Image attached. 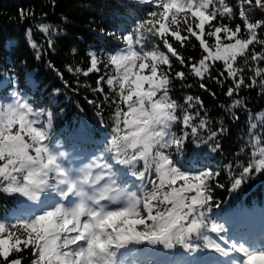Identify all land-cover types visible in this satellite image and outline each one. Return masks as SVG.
<instances>
[{
    "label": "snow or ice",
    "instance_id": "snow-or-ice-1",
    "mask_svg": "<svg viewBox=\"0 0 264 264\" xmlns=\"http://www.w3.org/2000/svg\"><path fill=\"white\" fill-rule=\"evenodd\" d=\"M119 2L128 9L127 17L122 23L110 25L113 31L108 32L107 36L113 38L116 45L122 40L125 46L117 47L109 42L105 47L115 49L112 54L104 51L103 47L100 49L105 69L111 65L117 73L115 76L107 75L106 79L98 78L96 87L90 88L93 94L103 96L102 102L85 97L87 103L96 109L95 127L103 131L106 124L101 103L108 102L109 93L101 90V84L107 85L109 92L116 94L112 100L115 106L111 117L112 130L105 136V140L107 136L111 137L110 142L99 147L92 134V125L87 122H81L75 128L64 126L59 130L66 141L72 142L73 151L79 153L77 158L92 157V163L86 167L74 168L70 162L66 166L62 158L67 153L53 147L54 111L33 106L28 96L27 79L22 80L12 67H9L7 74L0 73V90L7 89L4 99L9 101L0 103V193L16 194L11 213L13 222L0 217V258H3L0 264H25L26 259L29 264H126L128 253L135 251L145 257V264H229L230 257L225 259L216 254L232 250L242 254L244 259L240 264L264 261V250L247 251L235 245L228 249L224 246L223 237L220 238L222 245L209 235L200 233L202 226L205 229L210 226L212 232L218 230V225L207 221L205 214L212 209L209 182L220 172L182 170L177 161L181 156L188 159L186 150L194 159L202 145H212L211 151L217 152L221 145L213 142L225 129L222 122L220 132L206 129L208 120L201 118L199 111L195 116L191 114L198 105L203 106L202 101L198 96L187 95V108L182 116L183 133L177 135L173 132L180 105L170 96L172 64L158 47L151 51H144L143 48L144 43L158 37L179 64L185 65V57L169 43V29H172L171 37L181 47L191 44L189 38L195 37L206 55L202 54L198 67H195L197 61L188 57V63L194 66L190 71L194 72L195 77H205L223 87V81L212 75L213 65L210 63L223 61V69L219 71L221 76L226 71L224 80L233 78L226 93L227 97L232 98L245 87L243 72L234 67L238 56L244 59L245 64L264 61V39L258 38V31L264 28V20L257 22L251 18V13L256 9L264 11V0H239V17L243 19L246 30L244 38H237L240 25L233 28L230 23L223 24L216 19L234 18L235 11L226 0H136L140 5L154 9L147 12V19L131 7L132 0ZM21 16L25 18L23 12ZM129 25L133 26L129 28ZM37 27L42 34L57 33V28L48 23H39ZM182 31L184 36H181ZM221 32L226 40L217 35ZM100 33L103 36L104 30L101 29ZM121 33L126 34L121 36ZM211 37H215L214 44L206 42ZM25 38L35 51L36 60H41L45 53L43 48L37 50L31 28L26 30ZM233 39L235 43H232ZM46 42L48 51L54 54L55 41L47 39ZM256 43L261 45L260 52L246 51ZM135 45H141L140 49L134 50ZM213 48L215 51H212ZM70 51L75 55L77 49L73 47ZM86 56L90 58V67L83 72L84 76L97 70L102 62L92 50L87 51ZM133 65L138 69L147 68L150 75H139L132 70ZM48 67L55 69L51 62ZM56 71L67 87L68 82L63 80V74ZM66 71L79 74L82 69L79 66L75 69L66 66ZM174 76L181 81L186 79L183 71H176ZM257 78H261L259 87L264 96V68L255 69L252 81L247 86L251 88L256 85ZM126 81H129L127 88ZM144 82L148 84L147 91H142ZM31 87L34 89L36 85L32 84ZM187 87L191 88L192 85ZM199 87L208 91L203 79ZM61 94L60 89L53 90L50 100L53 108ZM245 103V100L237 97L231 105L234 121L239 119L235 115L236 109L243 108ZM122 104H127V112L121 111ZM130 114L134 117L131 121L128 119ZM121 117L124 118V128L135 126L136 131L122 135ZM196 120H199L198 124ZM202 129L209 132L206 138L200 134ZM92 145H96L95 151L103 154L95 155V151L90 150ZM140 161H143V171L137 168ZM153 167L158 183L150 177ZM93 168L99 169L98 174L93 175ZM262 169L264 152L255 166L249 163L243 167L239 178L233 176V190L251 177L252 170L259 173ZM177 180L184 181V186L174 187ZM148 184H151V191L147 188ZM166 186L170 191L166 190ZM193 188L195 195L187 197L185 193ZM166 204L171 207L165 206L162 211L159 205ZM113 205L116 210H110ZM215 207H219V204H215ZM142 212L146 213L151 224H146L145 218L130 219L141 217ZM229 215L238 218L241 213L233 209ZM186 220L190 221L187 226L182 223ZM137 225L143 226L142 230H137ZM239 231L248 237L256 232L250 227H241ZM259 232L264 237V227ZM198 240L203 241L204 249L212 251L202 250L196 242ZM145 242L144 248H135L136 245H145ZM147 245L163 247L149 248ZM177 245L182 246L184 251H171ZM24 250L31 255L25 256ZM10 253L16 258H10Z\"/></svg>",
    "mask_w": 264,
    "mask_h": 264
},
{
    "label": "trees",
    "instance_id": "trees-1",
    "mask_svg": "<svg viewBox=\"0 0 264 264\" xmlns=\"http://www.w3.org/2000/svg\"><path fill=\"white\" fill-rule=\"evenodd\" d=\"M226 2L234 9V18L229 20L227 17L223 19L217 17L216 19L223 24L230 23L233 28L236 25H240L241 31L238 33L237 38H244L246 30L244 29L243 19L239 17V8L237 7L239 0H226ZM131 7L136 9L144 19H147V12L154 10L147 5H140L136 0H132ZM21 12H23L25 17L23 19ZM127 12L128 9L119 0H55L54 6L53 0H0V73L7 74L9 67H12L20 74L22 80L27 79L28 96L30 101L33 102V106L46 107L48 110L54 111L53 125L55 134L52 138L54 145L59 144L60 147L64 148L72 145V142L66 141L65 137L59 134V130L64 126L75 128L81 122H87L92 125V134L95 140L99 142V147L102 148L105 143L110 142L111 137L107 136V140H105V136L112 130L113 121L111 117L114 114L115 107L112 104V100L116 97V94L109 92L107 85L101 84V90L109 93L108 102L101 103L106 124L103 131L95 127L97 121L96 109L92 105H89L87 100L102 102L103 96L99 93L93 94L90 88L96 87L98 78L103 77L106 79L107 75L115 76L117 73L116 68L111 65L105 69L103 63L104 57L100 49L103 47L104 51L109 52V54L115 51V49L110 50L108 47H105L109 42L116 45V41L107 36V33L113 31L110 25L125 21ZM205 14L207 15V12ZM62 17L66 18V20L62 19ZM251 18L257 22L264 20V11L256 9L251 13ZM39 23H48L56 27L57 33L42 34L37 27ZM134 23L135 21H133ZM209 23L213 22L210 21ZM132 26L129 25V28ZM156 27H159V25ZM29 28L32 30L34 42L37 43V50L43 48L45 53L39 61L36 60L35 51L25 38L26 30ZM206 28L207 25L205 26ZM101 29L104 30L103 36L100 33ZM171 30L169 29V43L176 48L178 53L185 57V65L179 64L158 37L151 38L144 43L143 48L144 51H151L153 48L158 47L160 51H163L169 57L172 64L173 82L170 86L172 89L170 96L180 105L177 110L178 122L173 125L172 131L177 133V135H182L183 133L182 116L185 114L184 110L187 108L185 103L187 95L198 96L202 101L203 106L200 107L198 105L197 109L191 114L195 116L196 111H199L200 117L209 122L205 126L206 129L220 132L221 122L225 129L217 137V140L213 142V144L219 142L221 145V148L217 152L211 151L212 145H202L197 149L194 159L190 152L186 150L185 155L188 156V159L186 160L184 156H181L177 161L178 166L182 170L199 169L200 171L220 172L218 177H213L209 182L212 209L205 214L207 221L218 225V230L212 232L210 226L209 229H205L202 226L199 230L202 235H209L214 241L218 242L216 237L221 234L222 229L226 228L223 220L229 219L228 209L235 208L241 213L239 208L242 203L251 208L252 202L259 201L264 196V169L259 173L252 170L249 179L242 181V184L237 189L233 190L232 188V184L234 183L233 176L239 178V173L249 163L255 166V162L261 158V153L264 152V96L261 95L259 87V79L261 78H257V84L251 88L247 86L252 81L255 69L257 67L264 68V61H250L248 64H245L244 59L238 56L234 67L243 72L245 87L232 98H229L226 93L227 88L232 84L233 78L224 80L226 71H224V76L220 75L219 70L223 69V61H210L213 65L212 75L223 81V87L209 81L205 77H195L194 72L190 71L194 66L188 63V57L196 60L195 67H198L199 59L202 58V54L206 55V53H203V49L199 47V41L195 37L189 38L192 42L191 44L181 47L171 37ZM123 34L126 33H121V36ZM184 35L185 33L182 31L181 36ZM217 35L222 40L227 39L223 36L222 32ZM258 38L264 39V28L258 31ZM47 39L55 41L54 54L48 51ZM206 42L214 44L216 42L215 37L208 38ZM232 43H235V39L232 40ZM116 46L124 47L125 45L121 40ZM73 47L77 49L75 55H72L70 51ZM140 47L141 45H135L134 50H139ZM89 50L96 52L102 62L98 65L97 70L84 76L83 72L90 67V58L86 56V52ZM261 50L259 43L253 44L246 49L249 53L252 51L258 53ZM212 51H215V49L213 48ZM25 61L26 64L22 65V62ZM49 62L55 66V69L48 67ZM66 66H71L73 69L79 66L82 71L79 74H75L74 72L69 73L66 71ZM165 69H167V66H165ZM56 70H59L63 74V80L68 82L67 87H65L63 81L57 75ZM132 70L139 75H150L147 68L138 69L136 65H133ZM176 71H183L186 74V79L183 81L176 79L174 76ZM157 77H159V70ZM0 79H2V76H0ZM202 79L208 91L199 87ZM32 84L36 85L34 89L31 87ZM189 84L192 85L191 88L187 87ZM84 85L88 87H84ZM128 86L129 81H126L125 87L127 88ZM147 88L148 84L144 82L142 91L147 90ZM54 89H60L62 94L57 98L58 103L53 108L50 100ZM212 93H215V95H212ZM6 95L7 89L0 90V103L9 102L4 99ZM85 97H87V100ZM237 97L245 100L246 103L243 108L236 109L235 115L239 119L234 121L230 108ZM135 99L136 97L134 96L133 100ZM41 100H43V103H41ZM127 109V104H122L121 111L126 112ZM123 119L121 117V127L124 129L122 135L128 133L126 128H124ZM195 123L198 124L199 120H196ZM16 126L18 127V125ZM200 134L206 138L209 132L202 129ZM95 148L96 145H92L90 150L95 151ZM102 154L100 151H95V155L97 156ZM174 156L175 153L173 152ZM89 157L92 159L90 155ZM97 163H102V161H97ZM137 168L139 171H143V161L139 162ZM154 170L155 168L153 167L150 174ZM150 177L158 183L157 175ZM192 183H195V181H192ZM180 185H184V181L177 180L174 187L179 188ZM147 188L151 191V184H148ZM166 190L170 191V189H167V186ZM15 196L16 194L0 193V217L7 219L9 223L13 222L11 213L15 207V203L10 198L15 199ZM215 204H219V207H215ZM165 206L171 207L170 204L159 205L162 211ZM155 214L154 211L153 215ZM139 218H145L146 224L152 223L151 220L147 219L144 212H142L141 217H130V219ZM117 222L119 223V221ZM182 223L187 226L190 221L186 220L182 221ZM136 227L137 230H142L143 226L137 225ZM261 240L264 241V237ZM196 242L201 245L202 250L212 251L211 249H204L202 240ZM150 246L152 248L163 247L162 245ZM260 250H264V248ZM171 251L184 250L182 246L177 245ZM24 255L30 256L31 254L27 250H24ZM10 258L14 259L16 256L10 253ZM25 264H29L27 259L25 260ZM141 264H145V260H142ZM259 264H264V261H260Z\"/></svg>",
    "mask_w": 264,
    "mask_h": 264
},
{
    "label": "rangeland",
    "instance_id": "rangeland-1",
    "mask_svg": "<svg viewBox=\"0 0 264 264\" xmlns=\"http://www.w3.org/2000/svg\"><path fill=\"white\" fill-rule=\"evenodd\" d=\"M147 90H148V88H147ZM147 90H146V91H147ZM129 116H130L129 120L131 121L134 117H133L131 114H130ZM129 130H130V131H136V127H135V126H131V127L129 128ZM69 154L72 156L71 162H75V164H76V165H72V167H74V168H78V167H80V168L82 169V168H84V167L87 166V165H85V163L83 162L82 158H77V157L79 156L78 153H74V152L72 151V152H70ZM89 164H90V163H89ZM77 165H78V167H77ZM92 171H93V175H94L95 168H93ZM101 187H102V185H101ZM73 199H74V198H73ZM110 210H116L115 206L113 205V206L111 207ZM82 219H83V218H82Z\"/></svg>",
    "mask_w": 264,
    "mask_h": 264
}]
</instances>
